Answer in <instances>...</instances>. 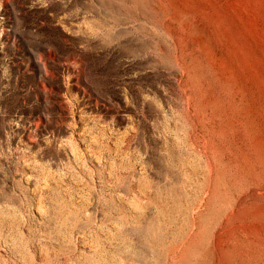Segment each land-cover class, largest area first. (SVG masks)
Wrapping results in <instances>:
<instances>
[{
    "label": "rangeland",
    "instance_id": "374dc122",
    "mask_svg": "<svg viewBox=\"0 0 264 264\" xmlns=\"http://www.w3.org/2000/svg\"><path fill=\"white\" fill-rule=\"evenodd\" d=\"M0 264H264V0H0Z\"/></svg>",
    "mask_w": 264,
    "mask_h": 264
}]
</instances>
